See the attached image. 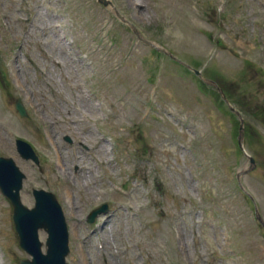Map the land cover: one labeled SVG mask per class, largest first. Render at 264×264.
Here are the masks:
<instances>
[{
    "label": "rangeland",
    "instance_id": "1",
    "mask_svg": "<svg viewBox=\"0 0 264 264\" xmlns=\"http://www.w3.org/2000/svg\"><path fill=\"white\" fill-rule=\"evenodd\" d=\"M106 1L0 0V156L26 175L22 202L33 205L32 188L56 195L68 264H264V233L235 175L250 165L237 117L115 15L229 85L255 159L240 182L264 219V0ZM102 201L108 210L88 224ZM11 212L0 194V264L29 257Z\"/></svg>",
    "mask_w": 264,
    "mask_h": 264
},
{
    "label": "water",
    "instance_id": "2",
    "mask_svg": "<svg viewBox=\"0 0 264 264\" xmlns=\"http://www.w3.org/2000/svg\"><path fill=\"white\" fill-rule=\"evenodd\" d=\"M16 106L23 113L22 106L18 101ZM241 138L242 119L239 134L240 146L242 145ZM18 150L24 158L30 157L35 161L37 160L34 152L26 143L18 141ZM23 177L24 174L11 158L0 157V189L13 205V221L19 235V243L32 256L31 259H23L20 263L66 264L64 257L68 252V234L62 209L55 196L43 189H33L35 205L30 209L25 207L19 197ZM95 214L96 212H92L90 219ZM40 227L48 233L45 243L47 246L46 253L42 252L41 242L38 239L37 230Z\"/></svg>",
    "mask_w": 264,
    "mask_h": 264
},
{
    "label": "bare ground",
    "instance_id": "3",
    "mask_svg": "<svg viewBox=\"0 0 264 264\" xmlns=\"http://www.w3.org/2000/svg\"><path fill=\"white\" fill-rule=\"evenodd\" d=\"M130 4L135 8V10H138L141 3L139 0H129Z\"/></svg>",
    "mask_w": 264,
    "mask_h": 264
}]
</instances>
